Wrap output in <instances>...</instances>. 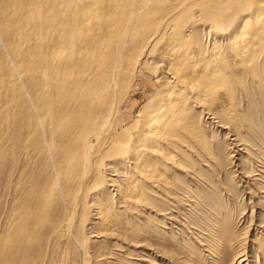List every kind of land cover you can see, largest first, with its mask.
I'll list each match as a JSON object with an SVG mask.
<instances>
[{
    "label": "rangeland",
    "instance_id": "374dc122",
    "mask_svg": "<svg viewBox=\"0 0 264 264\" xmlns=\"http://www.w3.org/2000/svg\"><path fill=\"white\" fill-rule=\"evenodd\" d=\"M39 1L42 2L41 5ZM231 1L229 3L218 2L212 5L209 4L210 6L193 8L196 11L191 13L193 17L191 16L192 20L190 21H192V25L194 24V32L199 31V38H202L201 40L205 47L200 52L192 48L193 50L188 53L190 54L188 55L190 60H188L189 63L186 68L194 75V79L198 77L196 81L201 80L197 83L202 84L203 94L198 95L204 104L199 105L197 101H194L193 98H196L194 93L190 91L183 93L184 91L181 90L184 94L181 96H185L187 100L189 98L188 101L184 98L187 101L185 104H188L189 107L185 105L183 112L179 115H172L177 118H172L174 122L179 119L178 122H175L177 125L171 126L169 120L164 123L162 129L165 131L161 129L163 134L168 132V135L170 133L174 135L171 139H167L168 142L165 141V144L168 143V145H165L164 141H162V146L160 144L158 146V150L162 154L165 153L162 157L165 156L167 158L168 156L170 160L153 154L150 155L151 157L146 155L151 162H155V160L157 162V159L159 161V158H161V163L155 162L153 164L150 162L152 164L149 165L151 170L147 175L151 176L154 171V175H152L153 181L140 178L141 185L138 187V177L136 186L133 184L135 197L142 198L144 192V197L149 200L148 203L144 202L141 204L140 202L137 203L135 198L132 202H124L114 187H107V183H105L106 185L101 183L104 180L103 172L104 175L107 172L106 167L112 166V163L109 162L124 159H108V161L104 160L105 163H101L103 162L102 159L105 158L104 154L107 155L108 149H112L114 146L116 138L107 141L105 148L101 151L98 149V154H94L93 164H91L93 170H95L96 161H101L97 165L101 164L100 166H103L102 170L98 169L100 181L94 180L93 176L90 175L91 173L86 176V173L83 172L84 175L80 173L81 175L76 176L78 180L76 179L74 182V189L68 188V181L64 184L61 182L62 184L59 185L61 189L59 186H55L58 191L57 189L54 191L55 195L52 194L54 195L53 197L52 195H47V192L42 195L43 190L38 191V194H36L37 189H32L31 186L34 187V183H36V186L38 184L43 185L42 181L46 177L42 174L44 165L38 153L28 150L27 153L29 155H25L21 142L17 144L15 140L19 134L21 136L22 134L26 135L28 127L26 128L24 124L29 122V117L25 114H29L32 111L31 109L34 110L37 106L35 100L38 95H36V92L39 94L35 86L37 85L38 87V83H35L36 81L34 80H36V76H40L43 68H46L45 65L50 66L51 51L53 52V49L56 50L55 47L52 48L55 43L53 44L50 40L46 42L47 45L44 43L47 36L45 32L50 33L51 31L45 28L46 26L38 18L44 15L48 17L50 16L48 14L55 11L53 7L49 8V10L45 8L44 0H0V91L4 88L0 95V236L2 235L0 237V245L2 246V249L0 248L2 252V254L0 252V257L3 258L4 253L6 254V248L11 243L14 245L15 240H18L21 234L26 235V237L19 239L21 244L19 246L22 247H18V249L21 253L25 252L24 254L27 255L25 256L26 261H28L27 264H215L214 260H217L218 263L222 262L221 264H224V262L225 264H231L234 258L233 255H240L242 252L248 258L256 255L255 250L260 251V253L263 251L264 239L262 238H264V231L261 229V224H264V17H262L263 19L261 18L263 21L260 19L261 21L258 22V19L259 16H264V6H262L264 0H256V2L254 0L256 9L261 6V9L259 7L260 15L254 13V10L249 7L247 0ZM44 10L46 14H44ZM220 12H224V14ZM254 14L256 16L254 18H256L258 23L248 25V27L251 26L248 28L245 21L247 19L253 22L254 19L252 17ZM215 18L216 22L213 20ZM239 21L240 24H238ZM243 21L245 24L241 23ZM237 24L238 27H236ZM258 25L260 28L263 26L261 28L262 32L257 27ZM242 30L245 32L243 36L240 34ZM215 35L218 37H215ZM250 35L257 41L251 40ZM236 36L241 39L236 41ZM34 38L41 41L45 40L37 43ZM234 38L237 44L232 40ZM42 43H44L43 46ZM249 45H254L256 48L254 46L248 47ZM39 46L40 48H38ZM37 48L40 49L39 52H45V57L41 55L37 58ZM33 52H35L34 55ZM198 52H202V54ZM46 53L47 60H45ZM31 55L32 57L36 56L37 62L36 60L35 62L33 60H31L32 62L30 61L32 59ZM192 55L193 57H191ZM153 60L157 61L155 56ZM45 61L48 64H45ZM32 63H37L34 65L35 68H38L37 70L31 66L33 65ZM27 66L29 68L27 69L28 71H26ZM146 66L145 69L135 74V80L129 85V89L125 91L126 99L122 103V109L120 108L119 116L123 115L127 119L126 128L131 127L129 130H134L133 134L139 129L137 125L140 126L142 124L141 115L156 101L157 93L162 90V88H159L160 84L155 82L160 75V71L154 74V66L149 64ZM157 66L159 65L157 64ZM20 67L22 70L24 69V72L21 73ZM254 68L255 70H253ZM39 70L41 71L39 72ZM37 72L39 75L36 74ZM24 74L27 76H24ZM253 74L254 78L251 77ZM255 74L259 75L255 76ZM34 75L36 76L34 77ZM204 76L207 78L205 83H203ZM258 76L261 77L260 82ZM31 79H33L34 82L32 83L34 85L30 83ZM23 80L25 81L23 82ZM3 81H7V83L3 84ZM19 81L23 83L20 84ZM24 83H26L25 86ZM4 85H7V87ZM16 86L18 87L15 91L13 88ZM33 86L37 91L31 88ZM17 91L18 94L20 93L19 91H23L22 94L24 96L20 95L21 99H19ZM22 106H26L29 111ZM35 110H37V107ZM20 111L27 113L22 114ZM38 111L40 114L37 113ZM38 111L36 113L32 111L35 119L43 120L44 113L40 108ZM243 116L250 118L251 125L258 131L255 132L253 130L251 134L247 122L245 123L244 119H242ZM235 117L237 118L234 119ZM237 119L240 126L235 133L239 135V138L237 137L241 141L239 143L247 145L243 146V148L246 147L243 150L244 152H236L235 149H231L228 145L231 138H234L231 134L234 131L232 120L235 122ZM19 126L20 128H18ZM20 132L23 133L21 134ZM116 132L118 134L120 130L118 129ZM259 132H262L261 137L257 134ZM251 135L254 136V138L252 136L254 140L251 139ZM123 138L127 141L126 137L123 136ZM123 138L121 139L125 141ZM50 153V157H52L54 154L51 151ZM154 167L155 169L153 170ZM255 168H257V172L256 170L254 171ZM124 173L128 174L127 172ZM254 173L256 177L253 176ZM66 175L62 171L60 179L62 180V177ZM156 177L160 179L159 182H157L158 179ZM48 182L49 184L51 183L50 180ZM99 184L100 186H98ZM90 185H94V187L91 186L90 188ZM110 185L108 184V186ZM97 186L109 188V195L111 194L109 197L112 201L107 202L106 200L105 203L107 204L100 210H103V212L99 211V214L104 216L103 220H97V217H95L97 212L95 207H98V205H96L94 197H99V188L97 189ZM64 187L67 190L65 189L64 191ZM68 190L70 191L68 192ZM138 190L141 194L140 196L138 195ZM56 191L59 192L58 195L55 193ZM101 195H104V193H101ZM39 196H43L42 204L46 207H43V209H46L44 210L46 216H42V213H39L41 212L39 205L38 203L37 206L35 204L39 200ZM103 197L105 200L106 197ZM30 198L35 205L27 202V199ZM63 199L66 201L64 202ZM51 204L54 206H51ZM106 212L109 214L107 215ZM99 214L97 216L101 217ZM105 215L108 217H105ZM260 216H262V220H259ZM6 226L7 228L10 226L9 229L14 227L17 235H19L18 238L15 235V229L9 230ZM18 227L23 229L21 233L19 232L20 234L17 230L19 229ZM220 228L221 232H223L222 237L217 236L218 240L212 239L213 236L219 233ZM5 229L8 230L7 235L6 231H4ZM28 233L30 238L27 237ZM12 235L15 236L14 242H11L13 240ZM23 238H25L24 241L26 243L28 241L29 243L26 244L22 240ZM32 238L35 240L33 241ZM207 238H210V240L207 241ZM22 241L26 245H23ZM6 245L7 247H5ZM30 251L33 252L31 253ZM262 257L258 258L257 264L264 262ZM249 260L253 262L252 258H249Z\"/></svg>",
    "mask_w": 264,
    "mask_h": 264
},
{
    "label": "bare ground",
    "instance_id": "6f19581e",
    "mask_svg": "<svg viewBox=\"0 0 264 264\" xmlns=\"http://www.w3.org/2000/svg\"><path fill=\"white\" fill-rule=\"evenodd\" d=\"M44 1H45L44 2L45 8H48V10H49V8L53 7L55 12L50 11L51 14H48V15H50L48 17H46V15L41 16V17L38 16L39 17L38 19L44 24V26H46L45 28H48V30L51 31L50 33L45 32V34H47V36H46V40L45 39H43V40H45L44 43L46 45H47L46 42H49V40L51 42H53V44L55 43V45L54 46L52 45L53 47L52 46L51 47L52 48L55 47L56 50L53 49V52L51 51L52 54L50 57H51L52 63L48 60L50 62V66L45 65V64H48L45 61L46 63L44 65L46 68H43V70H42L43 72L40 73V76L37 77L36 75H34V77L36 76V80H34V81H36L35 83H38V87H37V85H35V86L38 89L39 94H37V92H36V95H38V96H36L37 98L35 100L36 105H37L36 106L37 110H35L36 107L34 108V110L31 109L32 111H34L36 113L38 111V109L40 108V110L44 113V115H43L44 119L43 120H39V119L36 120L34 117L35 115L31 110H30L31 112H29V114H25L27 112L23 113V111L22 112L20 111L22 114H25V115H27V117H29V122L24 124V126H26V128L28 127L27 129L30 130L31 132L27 130L26 135L22 134L23 132H20L22 134V136L20 134L17 135V138L15 140V143H17V144H18V142H21V144L23 146L22 148H23L24 152L26 153L25 155L28 154L27 153L28 150H33V152L38 153V156L40 157V160H42V164L44 165V170L41 168L43 170L42 174H44V176H46L44 181H42L43 185L38 184L36 186V183H34V187L31 186L32 189L33 190L37 189L36 194H38V191L43 190L42 195H44L47 192V195L51 196L52 194H54V191L57 189V188H55L56 185L59 186L60 184H62V183L64 184L67 181L69 184L68 188L74 189V187H75L74 182L78 178L76 176H78L80 173L83 174V172L86 173V176H87V174L89 175L91 173L90 175L93 176L94 180L100 181L101 178L99 177L98 169L102 170L101 168L103 166H100L101 164L100 165H97V164L100 163L101 161L100 162L96 161V163H95L96 166L94 165L95 170H93V167L91 166V164H93L92 162H93L94 156L96 155V153L98 154V152H99V151L97 152V150L99 149L101 151L102 149L105 148V146H106L105 144L107 143V141L112 140V138H116L114 146L112 147V149H108L109 152L107 151V155L104 154L105 158L102 159L103 162H101V163H105L104 160L108 161V159H120V158H124V159L115 160L114 162H109V163H112V166L106 167L107 172H105V175L103 172L104 180L101 183H102V185L107 183V185L105 184L107 187H111V188L114 187L120 193V194L118 193V195H120V197L124 200V202H132V200H134V198H135V201L137 203H139V202L141 204L144 202L148 203L149 200L147 199L148 200L147 201L146 200L147 197H144V192L142 195L143 199L138 197V196H137V198L135 197V194H134L135 192L133 190V184L136 186V184H137L136 182L138 180V177H139L138 187H139V185H141L140 184V178L151 179V180L153 179L152 175H154L153 174L154 171H153L151 176H149L147 174L151 170L150 169L151 166H149V165L151 163L154 164L156 162V160H155V162H151L149 160L150 158L148 159V156L153 154L155 156L162 157L163 154L165 155V153L162 154L158 150V146H159V144L162 146V144H161V143H163L162 141H164V144H165V141L168 142L167 139H169V138L171 139V137H173V135H174L172 133H170V135H168L167 134L168 132L163 134L162 130H164V129H162L163 128L162 126L164 125L165 122L166 123L168 122L167 120H169L171 126L177 125V124H175V122H178L179 119L177 121L175 120V122H174L173 119H177V118H175L172 115H179L181 112L184 111L183 110L185 108L184 106L185 105L188 106V104H185V103L189 100V98L187 100V98L185 96L184 97L181 96V95H184L183 93H186L187 91L194 93L196 95V98H193L194 101H197L199 105L204 104L203 100L201 99L202 100L201 101L199 99L200 96L198 95V94H201V95L203 94L202 84L197 83L199 81V80L196 81V79L198 77L196 76L197 78L194 79V75L191 74L188 71V69L186 68L188 63H189L188 60H190V58L188 57V55H190V54H188V53H190V51L193 50L194 48L200 52L205 47V45L203 44V41L201 40L202 38L201 39L199 38V31L194 32V30H195L194 24L192 25V21H190V20H192L191 19V16H192L191 13L196 11V9L193 10V8L205 7V6H208L209 4L212 5L213 3H218V2H220V3L228 2L229 3L232 1L231 0H44ZM233 2H237V1H233ZM247 2L249 3L248 4L249 7L254 10V13L256 15L261 14V13H259L260 12L259 7L261 9V6L258 5L259 7H257V9H256L254 7V0H247ZM255 2H256V0H255ZM39 3L41 5L42 2L39 1ZM228 5L231 6L230 4H228ZM262 6H264V4ZM1 7H2V4H1ZM232 7H233V5H232ZM209 9H210V7H209ZM238 10H236V11H238ZM222 11H223V9H222ZM240 11H241V9H240ZM16 12H17V10H16ZM44 12H45V10H44ZM47 12H49V11H47ZM224 12L223 13L220 12V13L224 14ZM44 14H46V12ZM211 14H213V13H211ZM252 14H253V11H252ZM255 14L252 17L254 19L253 22L251 20L246 19L245 23L247 24V27H248V25L258 23L259 21H261L263 19L262 17H264V16H259V19L257 18L258 22H256V18H254V17H256ZM205 17H206V15H205ZM216 17H218V16H216ZM224 17H225V15H224ZM219 19L221 20V18H219ZM213 20L215 21L216 18ZM222 21H223V19H222ZM226 21L228 22L227 18H226ZM240 21L238 22V24H240ZM228 23H226V24H228ZM241 23L245 24L244 21ZM211 24H212V21H211ZM238 24L236 27H238ZM261 25H262V23H261ZM254 26H256V25H254ZM243 27H245V26H243ZM249 27H251V26H249ZM257 27L260 28L259 25ZM214 28H216V27H214ZM234 28H233V30L236 29V28L235 29ZM261 28H263V26H261ZM250 29H252V28H250ZM44 30H42V31H44ZM261 32H262V29H261ZM244 33H245L244 30H242L240 32V34L242 36ZM39 34H40V32H39ZM217 35H215V37H218ZM238 36H236V41L241 39ZM251 36L252 35L249 36L250 39L255 40ZM253 36H255V35L253 34ZM259 36H260V34H259ZM38 38H39V36H38ZM258 38H256V39H258ZM35 39L36 38H34V40ZM39 39H41V38H39ZM39 39H36L37 43H38V41H41ZM232 40L235 41V38ZM255 41H257V40H255ZM258 41L261 42L260 40H258ZM34 43H36V42H34ZM44 43H42V46L44 45ZM243 43H244V40H243ZM256 43L259 44L258 42H256ZM236 44H237V42H236ZM246 44H247V41H246ZM35 45H37V44H35ZM40 46L38 48H40ZM251 46H254V45H251ZM251 46L249 45L248 47H251ZM38 48H37L38 53H36L37 58H39L38 56H41V55H43L45 57V55H44L45 52L43 53V51H40L43 53V54L42 53L40 54V52H39L40 49H38ZM34 50H36V49H34ZM196 50H194V51H196ZM205 50L207 51V49H205ZM244 50L247 51L245 48H244ZM48 52H49V50H48ZM202 52L199 54H202ZM34 53L35 52H33V55H34ZM244 53H242V54H244ZM30 54H32V52H30ZM13 55H15V54H13ZM153 55L155 56L157 61L153 60L154 59ZM21 56H22V54H21ZM22 57H24V56H22ZM31 57H32V55H31ZM33 57H32V59H30V61L33 60L35 62V60H36V62H37L38 59H36L35 57L33 59ZM191 57H193V55ZM197 57H199V56H197ZM202 58H204V57H202ZM13 60H14V58H13ZM45 60H47V53H46V59ZM40 62H43V61H40ZM43 63H42V65H43ZM32 64L33 65H31V66L34 67V65H36L37 63H35V64L32 63ZM38 64H40V63H38ZM148 64L154 66V68L152 66L154 74L157 73V71H160V75L158 74L159 76L156 78L155 82L160 84L159 88H162V90L157 93L156 101L153 102L152 105L150 106V108L147 109L145 113L143 112V114L141 115L142 124L140 126L137 125L139 129L135 134H133L134 130L133 131H132V129L129 130L131 127L126 128L127 119L124 118L123 115L119 116L120 108L122 109V107H123L122 103L126 99L125 91L127 89H129V85L132 84V82L135 80V74H137V72H139L140 70L142 71L143 69H145V66ZM157 64L159 66H157ZM149 67H151V66H149ZM20 69L22 70L21 67H20ZM20 69H19V73H20ZM27 69H29L28 66L26 67V71H28ZM37 69L38 68H35V70H37ZM253 70H255V68ZM33 71H34V69H33ZM40 71L41 70H39V72ZM22 72H24V69L21 71V73ZM26 74H27V72H26ZM26 74H24V76ZM36 74H38V72ZM203 74H204V71H203ZM257 75H259V74H255V76H257ZM205 76H206V74H205ZM205 76L203 77L204 78L203 83H205L206 82L205 79H207ZM251 77L254 78V74ZM37 78H39L38 82H37ZM203 78H202V80H203ZM226 78H228V77H226ZM255 78H257V77H255ZM259 78H260V80H259V82H260L261 77H259ZM21 79H23V78H21ZM24 79H25V77H24ZM33 79H31V82H30L32 85H34L32 83V82H34ZM162 79H163V82H162ZM164 79L166 81L165 83H164ZM10 80H12V79H10ZM7 81L6 82L3 81V84L7 83ZM24 81L25 80H23V82ZM23 82H20V84ZM220 82H221V80H220ZM222 82L224 83V81H222ZM26 83H24V86ZM28 85H29V83H28ZM4 86L7 87V85H4ZM17 87L18 86L14 87L13 89L15 90ZM31 88L35 89L34 86ZM2 89H4V88H2ZM2 89L0 91V95L2 93ZM13 89L11 88L12 91H13ZM243 89H245V88H243ZM181 90H183L184 92L182 93ZM23 91H19L20 92L19 94L17 91L19 99H21L20 95L21 96L23 95L22 94ZM35 91H37V90L35 89ZM4 93H6V92H4ZM242 95H243V93H242ZM5 98H7V97H5ZM184 98L187 101H185ZM25 100H26V97H25ZM121 104H122V106H121ZM22 107H25V110L27 109L26 106H22ZM14 108H15V104H14ZM20 108H21V106H20ZM27 110L29 111V109H27ZM186 110H189V109H186ZM18 113H19V111H18ZM37 113H39V111ZM260 114L262 115V113H260ZM230 118H231V116H230ZM236 118L237 117H235L234 119H236ZM25 119H26V117H25ZM25 119H23V120H25ZM242 119H244L245 123L247 122L250 133L253 130L255 132L258 131L257 129H254L255 127H253L251 125L250 118L248 119V118H245L243 116ZM23 120H22V122H23ZM233 120H232V124L234 127V131H232L233 133L231 132V134L234 138H231L230 143L228 145L231 147V149H235L236 152H244L243 150H245L246 147L243 148V146L244 145L247 146V145L239 143V142H241L237 139V137L239 135H237V133H235L239 130L240 124H238V119L235 120V122H233ZM24 126H22V127H24ZM165 127H166V124H165ZM18 128H20V126ZM118 129L120 130V133L116 134L117 133L116 130H118ZM169 129H171V128H169ZM19 131H20V129H19ZM195 133H196V131H195ZM259 133H257V134L260 136L262 132L260 134ZM121 134L127 138V141L123 138V136ZM171 134H172V136H171ZM133 135H135V136H133ZM120 136H122V137H120ZM252 136L253 135H251V139L254 138V136H253V138H252ZM180 137H182V136H180ZM121 138H123L125 141H123ZM263 138H264V136H263ZM169 142H170V140H169ZM261 142H259V143H261ZM263 143H264V141H263ZM166 144L168 145V143H166ZM240 147H241V149H240ZM50 151L52 152V154H54L52 157H50V154H51ZM146 155H148V156H146ZM249 156H251V155H249ZM163 157H165V156H163ZM151 159H153V158H151ZM159 159L161 160V158H159ZM166 159H169L168 156ZM160 160L158 161V159H157V162L161 163ZM107 164H108V162H107ZM105 166H107V165H105ZM103 169H105V168H103ZM154 169H155V167L153 168V170ZM256 169L257 168H255L254 171ZM186 170H185V172H186ZM62 171H64L65 175L66 174L67 175L63 176L62 180H61L60 175H61ZM124 172H127L128 174H126ZM256 172H257V170H256ZM258 173H260V172H258ZM247 175H249V174H247ZM253 176L256 177V174L254 173ZM71 177H73V178H71ZM74 177H75V179H74ZM244 177H245V175H244ZM157 179H158L157 182H159L160 179L159 178H157ZM49 180L51 181L50 184L48 182ZM165 180H166V178H165ZM108 184H111V185L108 186ZM91 186L94 187V185H90V188H91ZM98 186H100V184ZM98 186H97V189L99 188V190H98L99 191V195H98L99 197H94L96 199V200L94 199L96 201L95 203H96V205H98V207L97 206L95 207L97 209V212L95 210V212H96L95 217H97L96 218L97 220H103L104 216L99 214V211L105 207V204H107V203H105L106 200H107V202L108 201L111 202L112 200H110V197H109L111 195V194L109 195V188H107V187L105 188L104 186H102L100 188ZM143 186H144V184H143ZM188 186H189V184H188ZM59 188L61 189L60 186H59ZM102 188H104V189L102 190ZM65 189L66 188L64 187V191H65ZM57 191H58V189H57ZM57 191L55 193H57V195H58L59 192H57ZM59 191H61V190H59ZM69 191L70 190H68V192ZM86 191H87V188H86ZM138 192H139V190H138ZM101 193L102 194L104 193V195H101ZM96 194H98V193H96ZM54 195H52V197ZM138 195L139 196L141 195L140 192L138 193ZM145 195H147V194H145ZM66 196H69V195H66ZM103 196L106 197L105 200L103 199L104 198ZM149 196L151 197V195H149ZM38 199H37L38 201L35 204H36V206H37V203L39 205L38 207L41 211L39 213H42V216H44V215L46 216V213L44 211L46 209H43L44 206L42 204L43 196H39ZM129 200H131V201H129ZM185 200H187V199H185ZM65 201L66 200H64V202ZM27 202L29 204H31V203L34 204L33 200L31 201V198L27 199ZM92 204H94V203H92ZM44 205H45V202H44ZM51 206H54V205L51 204ZM51 206H50V208H51ZM57 206H59V205H57ZM61 207H63V205H61ZM44 208H46V207H44ZM52 212H53V210H52ZM100 212H103V210ZM107 212H108V210H107ZM98 214L101 215V217L97 216ZM108 214L109 213H107V215ZM107 215H105V217H108ZM260 217L261 218H259V220H262V216H260ZM168 219H170V218H168ZM101 222H103V221H101ZM261 225H262L261 226L262 228L261 227H259V228H261L264 231V224H261ZM9 227L10 226H8V228H7V226H6L7 229H9ZM13 228L9 229V230H14L15 228L14 229ZM17 230H18V233L19 232L21 233L23 229L19 228ZM4 231H6V235H7L8 230L5 229ZM221 231L222 230L220 228L219 233L217 235L213 236L212 239L214 238V240H216V239L218 240L217 236H220V238H221L222 233H223ZM29 233L32 234V232H30V231H29ZM29 233L27 234V237L30 238ZM224 233H225V231H224ZM15 235L18 238L19 235H17L16 229H15ZM95 236H96V234H95ZM208 236H209V234H208ZM0 237H2V235ZM21 237H26V235L24 236V234H21ZM14 238H15V236H13V240H11V242H14V240H15ZM20 238H18V240H15L17 242L18 246L16 245V242L14 245H12V243H11L10 246L8 244L9 242L7 243L9 247H7V245L5 246V247H7L6 250L4 249L6 251V254L4 253L3 258L0 257V264H27L28 261H26V257H25L27 255L24 254L25 252L21 253L18 249V247H22V246H19V244H20L19 239ZM29 238H27V239H29ZM35 238H36V236H35ZM24 239L25 238H23L22 240L24 241ZM32 239H33V241L35 240L34 238H32ZM207 239H208L207 241L210 240V238H207ZM262 239H264V238H262ZM23 241L21 242L22 244H23ZM204 241H202V242H204ZM207 241H205V242H207ZM2 242H4V241H2ZM24 242L26 243V241H24ZM212 242H213V240H212ZM28 243H29V241L26 244H28ZM259 247H258V249L261 250V248H259ZM0 248L2 249L1 245H0ZM255 251H256V255L253 257H248V258L246 257V254H242V252H241L242 255L240 254V252H239L240 255H238V254L236 256L233 255L234 258L232 259L231 264H243V263H245V264H257L258 258L263 256L262 258L264 259V249L261 253H260V251L258 252V250H255ZM1 254H2V252H1ZM249 258H252L253 262H251L249 260ZM214 261L216 262L215 264H221L222 263L220 260L219 261L221 263H218L217 260H214ZM32 262H33V260H32ZM224 264H225V262H224Z\"/></svg>",
    "mask_w": 264,
    "mask_h": 264
}]
</instances>
